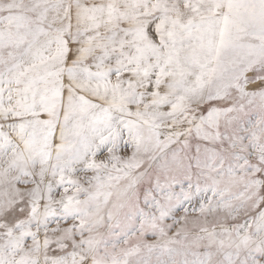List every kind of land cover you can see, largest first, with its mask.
Returning a JSON list of instances; mask_svg holds the SVG:
<instances>
[{
    "label": "snow or ice",
    "instance_id": "obj_1",
    "mask_svg": "<svg viewBox=\"0 0 264 264\" xmlns=\"http://www.w3.org/2000/svg\"><path fill=\"white\" fill-rule=\"evenodd\" d=\"M0 264H264V0H0Z\"/></svg>",
    "mask_w": 264,
    "mask_h": 264
}]
</instances>
